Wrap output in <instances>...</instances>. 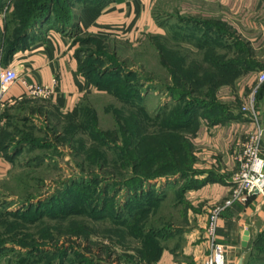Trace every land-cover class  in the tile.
Masks as SVG:
<instances>
[{"label":"rangeland","instance_id":"rangeland-1","mask_svg":"<svg viewBox=\"0 0 264 264\" xmlns=\"http://www.w3.org/2000/svg\"><path fill=\"white\" fill-rule=\"evenodd\" d=\"M101 1L0 0V66L9 39L47 11L45 2L51 13L29 35ZM160 2L152 7L159 25L152 33L77 36L80 65L98 86L74 110L64 113L37 96L7 106L0 140L16 157L0 182V264H155L164 241L193 225L189 193L204 183L205 170L177 136L190 141V128L176 126L188 105L220 104L212 93L224 81L205 79V50L194 47L208 40L202 30L174 16L178 1ZM147 174L159 178L145 180ZM259 235L256 248L264 249V233L253 238ZM243 257L264 263L252 247Z\"/></svg>","mask_w":264,"mask_h":264},{"label":"crops","instance_id":"crops-1","mask_svg":"<svg viewBox=\"0 0 264 264\" xmlns=\"http://www.w3.org/2000/svg\"><path fill=\"white\" fill-rule=\"evenodd\" d=\"M160 1L105 0L99 5L82 6L77 10L74 33L41 25L0 69H16L26 85L50 87L55 82L49 101L59 111L70 112L95 90L94 84L80 72L76 37L80 34L108 37L136 29L152 33L159 26L153 20L152 7L155 2L160 5ZM174 1L179 4L174 16L200 28L209 40L205 44L195 41L197 51L205 50L203 64L212 74L222 73L228 82L215 91L220 110L210 108L205 115H199L190 137L196 167L205 170L201 175L204 183L189 193L196 204L190 219L193 225L164 241V250L155 264H204L212 254L206 225L211 213L222 207L229 194L231 177L238 167L234 158L247 141L248 133L255 131V122L264 128V82L258 81L264 70V0ZM243 45L249 54L243 53ZM26 97L21 83L11 85L0 96V115L5 123L7 106ZM251 97L253 110H243ZM0 143L1 182L10 173L16 152L3 141ZM261 153L264 157V134ZM263 230L264 193L253 195L244 206L222 209L216 220L215 241L224 248L225 264H237L245 254L246 248L241 246L245 231L249 232V246Z\"/></svg>","mask_w":264,"mask_h":264},{"label":"built area","instance_id":"built-area-1","mask_svg":"<svg viewBox=\"0 0 264 264\" xmlns=\"http://www.w3.org/2000/svg\"><path fill=\"white\" fill-rule=\"evenodd\" d=\"M258 81L264 82V70L258 75ZM21 83L25 87L27 96L42 97L50 99L54 93L55 82L52 86L26 85L20 79L16 69L8 67L0 70V96L13 84ZM253 110V97L250 98L249 105L243 110ZM5 121L0 115V133L4 128ZM256 129L249 133L247 141L237 156L239 171L233 178V188L228 198L223 201L222 207L213 211L208 221V236L212 246V254L204 261V264H225V251L221 244L215 241L216 220L222 209L233 205L244 206L253 195L264 193V157L261 153V140L264 128L256 122ZM257 192V193H255Z\"/></svg>","mask_w":264,"mask_h":264},{"label":"trees","instance_id":"trees-1","mask_svg":"<svg viewBox=\"0 0 264 264\" xmlns=\"http://www.w3.org/2000/svg\"><path fill=\"white\" fill-rule=\"evenodd\" d=\"M103 2L101 1L98 4H90V5H93V6L94 5H99V4L103 3ZM45 4L46 5L45 6L43 5V8L48 5L47 11H46L45 8L43 10L41 9L40 12L35 16V20L32 21V23L30 25H28L27 28H25L24 30L22 29L21 33L18 36L14 37L12 39H9V41H8L9 42L8 49L5 50V53H4V59H5L4 63L5 64L8 62L9 58L11 57L12 53L15 50H17L18 48H23L26 45L27 39L30 37V35L28 34V32H29L28 30L30 28H32L34 25H36V23L38 21H40L43 17L50 15V13H51L50 12V8H51L52 4H50L49 2H45ZM83 6H89V4L83 5ZM76 21H77V16L74 19L71 18L68 22L59 23V25L56 28L62 29L64 31L69 30V28H76ZM204 37L207 38L205 35H204ZM0 40H1V36H0ZM76 41H77V39H76ZM207 41H209V40H207ZM79 69H80V72L83 74V76L86 77L90 82H92L90 80V78L88 76H86V74H85L82 66L80 65V63H79ZM195 69L198 71L199 67H196ZM210 74H211V76L210 77H206L205 76V79L216 80V77H219V78L221 77L222 78V73H213V74L210 73ZM198 78H201V77H198ZM227 80L228 79L222 78V81H224L223 83L228 82ZM92 83L94 84V86H98L97 83L96 84L94 82H92ZM215 91L212 93L213 96H215ZM192 105L193 104H190V105H188L187 107H185L182 110V113H181L182 123L180 125L176 126L178 129H185V128L189 127L191 132L193 133L195 131V128H196V125H197V118H198L199 115H205L207 109H210V108H213V109H216V110H220V105L218 103H216L215 100L211 101L208 105H205L204 108H202V107L197 108V107L192 106ZM193 117H194V119H193ZM192 120L195 122L194 126H192V122H193ZM177 136L181 139V141H182L181 143L182 144H184V145L186 144L187 145V148H188V151H189V156H191L192 160L194 161L193 146H192L191 142L186 137H183L181 134H178ZM0 137H1V133H0ZM0 148H1V143H0ZM174 174H176V173H174ZM179 174H180V172H179ZM144 178H145V180L146 179L149 180V179H154V178H159V177H158V175H148L147 174V175H144ZM263 233H264V230L261 231L259 234L262 235ZM260 239H262V237L260 235L257 238H253L250 241V244H249L248 248L250 249L252 247L253 250L255 248L262 255H264V249H260L258 247L256 248V246H258V243H260ZM261 262H262V264H264L263 261H261ZM244 264H248L247 261Z\"/></svg>","mask_w":264,"mask_h":264},{"label":"water","instance_id":"water-1","mask_svg":"<svg viewBox=\"0 0 264 264\" xmlns=\"http://www.w3.org/2000/svg\"><path fill=\"white\" fill-rule=\"evenodd\" d=\"M255 193H257V192H255ZM248 241H249V232H248V231H245V232H244V236H243V238H242L241 246H242L243 248H247V246H248ZM243 259H244L243 256L240 257V259L238 260L237 264H243Z\"/></svg>","mask_w":264,"mask_h":264}]
</instances>
